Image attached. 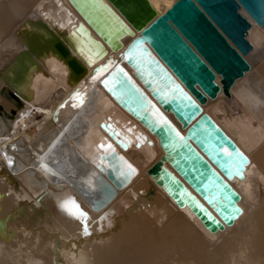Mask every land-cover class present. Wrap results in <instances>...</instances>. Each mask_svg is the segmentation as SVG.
Returning a JSON list of instances; mask_svg holds the SVG:
<instances>
[{
  "label": "bare ground",
  "instance_id": "1",
  "mask_svg": "<svg viewBox=\"0 0 264 264\" xmlns=\"http://www.w3.org/2000/svg\"><path fill=\"white\" fill-rule=\"evenodd\" d=\"M148 1L158 16L175 0ZM248 40L249 69L229 94L217 74L200 103L109 0H0V264H264V23ZM171 98L200 108L184 129L161 106ZM159 125L167 149L212 167L201 193L177 156L163 163L181 206L146 172L166 150Z\"/></svg>",
  "mask_w": 264,
  "mask_h": 264
},
{
  "label": "water",
  "instance_id": "2",
  "mask_svg": "<svg viewBox=\"0 0 264 264\" xmlns=\"http://www.w3.org/2000/svg\"><path fill=\"white\" fill-rule=\"evenodd\" d=\"M109 1L134 29L141 31L142 37L147 39L156 54L200 103H205L207 97L215 98L219 93L220 86L215 81L217 74L221 77L224 93L229 94V88L234 81L249 69L244 55L251 49L248 40L251 19L259 24L264 23V0H175L158 16L148 0ZM53 38L54 49L67 62L72 75L80 77L84 73L83 65L70 55L60 39ZM42 47L36 41L31 42L29 49L22 51L17 59V68L13 69L7 81L12 82L18 77L25 67V60L29 59L30 51L37 52ZM160 102L163 110L171 112L182 129L188 126L194 113H200L198 105L192 108L188 105L182 107L173 98ZM140 121L144 122V117ZM206 124L210 125V121L206 120ZM196 125L197 121H194L185 135ZM153 133L166 150L146 172L155 178L158 185H162L164 180L169 181L174 189L176 203L181 206L183 202L177 193L180 182L169 180L163 163L171 162L177 156L178 163L174 166L182 173L183 178L199 187L201 193L204 191L200 184L212 173L211 164L197 156L188 159L183 155L188 153L184 146L173 151L167 149L164 144L168 135L163 125L154 128ZM214 134L221 139L219 145H225L230 150L235 149V144L225 139L220 129H215ZM194 143L199 149L203 148L201 142ZM212 163L216 165V162ZM151 192L149 189V193ZM232 198L236 201L239 196L232 194ZM194 211L199 213L196 209ZM199 217H202L201 213ZM203 220L212 231L216 230L209 220Z\"/></svg>",
  "mask_w": 264,
  "mask_h": 264
},
{
  "label": "rangeland",
  "instance_id": "3",
  "mask_svg": "<svg viewBox=\"0 0 264 264\" xmlns=\"http://www.w3.org/2000/svg\"><path fill=\"white\" fill-rule=\"evenodd\" d=\"M160 1H163V0H160ZM160 1L158 0L159 3L157 2L160 6H162L163 4L165 5V3H166L165 1L162 2L163 4H162ZM164 5H163V6H164ZM238 264H239V263H238Z\"/></svg>",
  "mask_w": 264,
  "mask_h": 264
},
{
  "label": "snow or ice",
  "instance_id": "4",
  "mask_svg": "<svg viewBox=\"0 0 264 264\" xmlns=\"http://www.w3.org/2000/svg\"><path fill=\"white\" fill-rule=\"evenodd\" d=\"M165 123H167V121H165Z\"/></svg>",
  "mask_w": 264,
  "mask_h": 264
}]
</instances>
